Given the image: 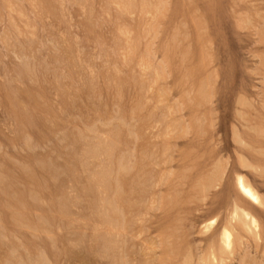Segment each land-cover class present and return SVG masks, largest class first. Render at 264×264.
<instances>
[{
    "label": "rangeland",
    "instance_id": "rangeland-1",
    "mask_svg": "<svg viewBox=\"0 0 264 264\" xmlns=\"http://www.w3.org/2000/svg\"><path fill=\"white\" fill-rule=\"evenodd\" d=\"M263 105L264 0H0V264H264Z\"/></svg>",
    "mask_w": 264,
    "mask_h": 264
},
{
    "label": "bare ground",
    "instance_id": "bare-ground-1",
    "mask_svg": "<svg viewBox=\"0 0 264 264\" xmlns=\"http://www.w3.org/2000/svg\"><path fill=\"white\" fill-rule=\"evenodd\" d=\"M122 1H124V0H122ZM135 2V1H134ZM146 2V1H145ZM92 4V3H91ZM128 4V3H127ZM142 4V3H141ZM8 5V4H7ZM125 6V5H124ZM139 6V5H138ZM137 6V7H138ZM154 7V6H153ZM134 8V7H133ZM143 8H146V7H143ZM131 9V8H130ZM127 10V9H126ZM128 11H129V9H128ZM148 11H149V9H148ZM93 12V11H92ZM143 12V11H142ZM145 12H146V10H145ZM156 12V11H155ZM159 12V11H158ZM180 21V20H179ZM263 26V25H262ZM156 28V27H155ZM262 28V27H261ZM263 32V31H262ZM260 33V32H259ZM178 34V33H177ZM263 35V34H262ZM261 35V36H262ZM178 39H179V37H178ZM198 40V39H197ZM177 41V40H176ZM174 44V43H173ZM154 45V44H153ZM179 46V45H178ZM139 47V46H138ZM146 47V46H145ZM167 47V46H166ZM135 49V48H134ZM178 49H179V47H178ZM138 51V50H137ZM183 53V52H182ZM184 54V53H183ZM139 55V54H138ZM184 56V55H183ZM182 56V57H183ZM150 57V56H149ZM188 57V56H187ZM263 57V56H262ZM144 58V57H143ZM145 58H146V56H145ZM186 59V58H185ZM187 60V59H186ZM147 61V60H146ZM182 61V60H181ZM180 61V62H181ZM150 62V61H149ZM182 63V62H181ZM184 63V62H183ZM162 65V64H161ZM27 68V67H26ZM37 68V67H36ZM161 69V68H160ZM34 70V69H33ZM20 73V72H19ZM40 73V72H39ZM160 73V72H159ZM163 73V72H162ZM209 75H210V73H209ZM163 76V75H162ZM127 77V76H126ZM166 77V76H165ZM108 78V77H107ZM164 78V77H163ZM186 78V77H185ZM110 79V78H109ZM166 79V78H165ZM211 79V78H210ZM216 79V78H215ZM164 80V79H163ZM206 80V79H205ZM137 81V80H136ZM207 81V80H206ZM109 82V81H108ZM134 82V81H133ZM107 83V82H106ZM116 83V82H115ZM128 83V82H127ZM200 83H201V81H200ZM199 83V84H200ZM123 84V83H122ZM126 84V83H125ZM134 84H135V82H134ZM137 84V83H136ZM117 85V84H116ZM140 85V84H139ZM207 85V84H206ZM109 87V86H108ZM140 87V86H139ZM189 87V86H188ZM117 88H118V86H117ZM203 88V87H202ZM119 89V88H118ZM140 89V88H139ZM199 89V88H198ZM189 90V89H188ZM202 90V89H201ZM143 91V90H142ZM203 91V90H202ZM92 92V91H91ZM168 92V91H167ZM200 92V91H199ZM142 93V92H141ZM131 94H132V92H131ZM118 95V94H117ZM171 95V94H170ZM9 96V95H8ZM11 96V95H10ZM101 95H99V97H100ZM169 96V95H168ZM29 97V96H28ZM40 97V96H39ZM12 99H13V95H12ZM20 99V98H19ZM33 99V98H32ZM209 99V98H208ZM25 100V99H24ZM200 101H202V100H200ZM208 101V100H207ZM119 102V101H118ZM23 103V102H22ZM29 103V102H28ZM44 103V102H43ZM128 103V102H127ZM211 103V102H210ZM35 104H37V103H35ZM48 104V103H47ZM117 104V103H116ZM142 104V103H141ZM30 105V104H29ZM34 105V104H33ZM13 106V105H12ZM22 106V105H21ZM54 106V105H53ZM205 106V105H204ZM264 106V105H263ZM10 107V106H9ZM34 107V106H33ZM35 107H37V106H35ZM42 107V106H41ZM142 107V106H141ZM12 108V107H11ZM38 108V107H37ZM17 109V108H16ZM125 109V108H124ZM137 109V108H136ZM18 110V109H17ZM25 111V110H24ZM21 112V111H20ZM32 113V112H31ZM37 113V112H36ZM36 113H34V114H36ZM33 114V115H34ZM133 114H135V113H133ZM16 115V114H15ZM19 116V115H18ZM27 117H28V115H27ZM17 118V117H16ZM23 118V117H22ZM30 118V117H29ZM82 121V120H81ZM21 124V123H20ZM86 125V124H85ZM42 126V125H41ZM187 129V128H186ZM26 130V129H25ZM184 132V131H183ZM21 135V134H20ZM184 139V138H183ZM72 142V141H71ZM41 144V143H40ZM148 150V149H147ZM98 153V152H97ZM111 159V158H110ZM12 161V160H11ZM243 166V165H242ZM26 171V170H25ZM189 171V170H188ZM139 174V173H138ZM45 175V174H44ZM150 176H151V174H150ZM31 180V179H30ZM174 184V183H173ZM176 186V185H175ZM235 186H236V189H237V192H238V194L240 195V197L241 198H243L246 202H247V204H248V207H249V210H246V209H243V208H236L237 210H236V212L234 213V217L233 218H231V220L230 221H227L228 222V225L230 224V225H238V227L240 228V229H242V230H240L241 232L243 231L244 233L246 232L247 233V231L249 230V229H252V227L254 226L256 229L258 228V220L251 214V212H250V210H258L257 208L259 207V206H255L254 204H256V205H264V202H262V200H261V198H260V196H259V194L255 191V189L253 188V187H251V185L250 184H248L247 182H246V180H245V178L243 177V176H237V178H236V184H235ZM105 187V186H104ZM31 188H32V186H31ZM140 188V187H139ZM40 189V188H39ZM177 189V188H176ZM121 190V189H120ZM147 190V189H146ZM41 191V190H40ZM171 192V191H170ZM169 196V195H168ZM179 196V195H178ZM129 198V197H128ZM171 198V197H170ZM177 198V197H176ZM175 198V199H176ZM29 202V201H28ZM52 203V202H51ZM39 204H41V203H39ZM56 204V203H55ZM61 204V203H60ZM23 205V204H22ZM100 205V204H99ZM115 205V204H114ZM24 207V206H23ZM117 207V206H116ZM238 213L239 214H241V215H238ZM177 214V213H176ZM179 214V213H178ZM50 216V215H49ZM175 216V215H174ZM179 216V215H178ZM239 216H241V217H239ZM126 217V216H125ZM42 218V217H41ZM115 219V218H114ZM216 219V218H215ZM42 220V219H41ZM1 222V221H0ZM123 222V221H122ZM211 224H216V221L214 220V221H212V222H210ZM124 224V223H123ZM208 225H209V223H208ZM229 225V226H230ZM206 226V225H205ZM210 226V225H209ZM231 226V227H232ZM113 227V226H112ZM208 227V226H207ZM5 228V227H4ZM204 228V227H203ZM211 228V227H210ZM7 229V228H6ZM5 229V230H6ZM208 229V228H207ZM233 229V228H232ZM46 230V229H45ZM202 230V229H201ZM231 230H229L227 227L226 228H223L222 229V231H221V233H219L220 234V236L218 237L219 239H218V241L222 244V250L224 251V252H233V245H234V243H233V238H232V231L230 232ZM209 232V231H208ZM242 232V233H243ZM256 233V232H255ZM1 236V235H0ZM6 236H8V235H6L5 234V237ZM218 236V235H217ZM239 236V235H238ZM257 236H258V234H257ZM4 237V238H5ZM240 237V236H239ZM5 239H8V238H5ZM254 240V239H253ZM7 241V240H6ZM10 241H13V240H11L10 239ZM2 242V241H1ZM8 242V241H7ZM12 243V242H11ZM213 243V242H212ZM3 245L4 244H6V243H2ZM220 244V245H221ZM10 245H14V243L13 244H6V248H8ZM210 245V244H209ZM214 245V244H213ZM8 246V247H7ZM15 246V245H14ZM212 246V245H211ZM4 247V246H3ZM62 247V246H61ZM5 248V249H6ZM4 249V250H5ZM13 248H11L10 247V250H12ZM216 249V248H215ZM218 249V248H217ZM9 249H7V251H8ZM10 250L8 251L9 253H10ZM221 250V249H220ZM219 250V251H220ZM221 250V252H223ZM214 251V250H213ZM215 252H217L216 250H215ZM214 252V253H215ZM212 254V253H211ZM216 254V253H215ZM214 254V255H215ZM223 254H225V253H223ZM223 254H220V256L221 255H223ZM228 254V253H227ZM226 255V254H225ZM18 256V255H17ZM0 258H1V256H0ZM221 260V259H220ZM223 260V259H222ZM209 261V260H208ZM226 261V260H225ZM224 261V262H225ZM2 262V261H1ZM12 262V261H11ZM216 262V261H215ZM212 263V262H211ZM208 264V263H207Z\"/></svg>",
    "mask_w": 264,
    "mask_h": 264
}]
</instances>
